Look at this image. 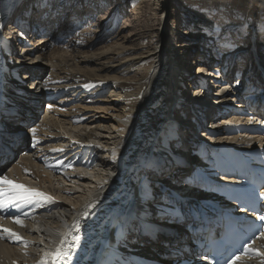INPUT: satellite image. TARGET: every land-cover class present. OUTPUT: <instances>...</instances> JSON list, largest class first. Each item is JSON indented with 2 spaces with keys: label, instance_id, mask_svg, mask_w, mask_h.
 I'll return each instance as SVG.
<instances>
[{
  "label": "bare ground",
  "instance_id": "6f19581e",
  "mask_svg": "<svg viewBox=\"0 0 264 264\" xmlns=\"http://www.w3.org/2000/svg\"><path fill=\"white\" fill-rule=\"evenodd\" d=\"M33 1L0 0V24L3 25L0 28V108L8 104V109H19L14 105L16 100L3 95L17 67L31 73L28 79L33 78L31 85L22 82L25 99L31 104L33 100L29 96L34 94L35 101H40L35 103L40 109L27 107L30 114L26 117L32 124L24 138L11 144V149L2 156L1 159H10L19 153L17 160L0 175L51 196L54 202L41 200L25 206L22 211L28 215L21 216L23 225L14 222L13 216L18 211L0 210V264H39L44 259L51 264L50 254L60 246L61 239L70 230L74 231L76 222L81 225L80 246L68 264H107L110 257L113 264H120L124 259L121 249L134 257L131 260L144 264L146 261L141 259L146 255L140 249H134L138 245L131 246V239L122 237L121 229L113 221L117 217H132L135 213L140 200L139 191L145 184L141 181L146 172L143 162L158 164L160 160L166 161L165 167H151V179L168 184L174 181L176 185L181 184L185 173L198 164V155H192L193 145L188 141H198L191 132L196 130L194 125L198 122L203 127L207 125L198 103L207 102L209 108L204 110L210 116L218 103L230 102L236 93L227 90L225 96L217 99L209 96L207 91L197 96L200 92L196 84L208 74L213 73L210 79L217 77L214 69L210 71L207 67L213 60H218L215 68L221 70L232 61L227 64L226 56L243 57L248 52L250 56L245 57L244 69L241 68L243 74L250 77L259 71L264 72V33L258 31V25L264 26V16L251 9L249 13L256 14L252 15L254 21L251 26L245 22V18L250 16L245 11L250 10L251 0H187L192 2L188 3L186 14H180L176 21L172 19L170 22V0H139L133 9L137 13L142 11L143 4L154 5L158 10L154 13L160 23L152 27L150 35L156 36L152 40H146V36L136 30L124 32V28H119L115 21L109 26L102 24V33L97 32L100 35L86 36V30H83L71 37V51L60 46L51 48L47 38L39 37L38 47L28 48L27 57L18 60L15 58L16 48H7L4 24L16 5L34 9ZM81 1L84 0H77L76 4ZM257 1V7L264 5L263 0ZM68 2L73 4L72 0ZM207 7H212L217 18L213 14L211 21L206 18ZM67 13L64 8L58 14L65 16ZM188 16L196 23L186 22ZM242 17L243 21L236 23V19ZM60 19L57 20L59 26L51 25L52 30L48 34L66 26L67 22L61 23ZM171 31L172 38L169 39ZM245 31L251 32L250 37L244 36ZM185 33L190 36L183 39L181 34ZM97 37L115 40L91 51ZM205 37L206 45L202 43ZM229 43L232 44L231 49L226 50L225 47L224 51L221 50L220 58L212 55V51L220 52V47ZM236 78L230 76L229 82ZM190 90L193 95L189 94ZM250 94H255L251 98L255 100L262 96L259 91ZM195 95L198 98L193 101ZM60 97L63 98L58 100ZM57 100L59 103L54 104ZM45 102H48L47 112L39 119ZM193 102L196 103L191 104ZM210 119L207 127L212 129L215 140H211L213 145L199 144L204 159L208 151L210 159L212 151L215 152L214 146L223 143H231L228 152L231 157H235L237 147L264 151V134L249 132L253 119L237 116L234 112L220 119L222 121ZM13 126L15 130L23 128L21 122ZM32 128L37 129L35 137ZM166 129L171 132L167 141L163 138ZM179 130H182L179 138L182 142L175 141ZM29 132L35 147L26 145ZM16 143L21 144L15 146ZM171 152L186 156L188 163H192L190 167L183 161H177ZM26 174L34 180L26 179ZM68 182L75 183L82 191L73 190ZM180 188L181 192H187L184 186ZM201 192L203 198L209 194L205 186ZM74 193H77L76 197ZM86 212L89 213L87 217L84 215ZM4 228L18 233L22 239L9 238L8 233L2 232ZM134 228L136 226L130 223L123 231ZM67 238L71 239L70 236ZM235 264H264V237L258 238L249 252Z\"/></svg>",
  "mask_w": 264,
  "mask_h": 264
},
{
  "label": "rangeland",
  "instance_id": "374dc122",
  "mask_svg": "<svg viewBox=\"0 0 264 264\" xmlns=\"http://www.w3.org/2000/svg\"><path fill=\"white\" fill-rule=\"evenodd\" d=\"M72 1H73L72 5H74V3H75V6H76L74 8V12L72 11V13H71V11L70 12L68 11L69 13H67L63 17L60 16L61 13L57 14V16L58 15L59 16L58 17L57 16L56 17L53 16V18L51 20L53 22V26L54 25L55 26L56 25L59 26L58 23H57V20H58V18L61 17L60 22L61 23H64V22L66 23L67 22L66 26L62 30L59 29L55 33H51L49 35L43 36V37L48 39V43L50 44L51 48L60 46V47H63L65 50L67 49V50L71 51L72 50L71 48H73V47L70 46V44H71V42H70L71 39L70 38L71 37L77 36L80 33V31H83V30H86V34H85L86 36L87 35L88 36L92 35L91 37H93L94 35L95 36L100 35L102 33L101 31L103 30L102 28L104 26L112 25V24L115 23V21H117V25H118L119 28H124V32H129L131 30H136V32H140V35L143 33L142 36H146V40H152V39L156 38V36L153 37V36L150 35V32L152 31V27H157L159 25V23H160L159 17L154 13L155 11H158L157 9H155L154 5L153 6H151V5L150 6L149 5L148 6H144V4H143L142 11L140 13H137L133 9H135L134 6L138 5V3H139L138 1L139 0H133L132 2H129L130 0H84L83 2L81 1V2H79L77 4H76L77 0H72ZM65 2L68 3V0L67 1L65 0ZM84 2H85V4H84ZM189 2H192V1L170 0L169 1V6H170L169 8H170L171 16H170V20L169 21L172 22V19L173 20L175 19L174 21H176V17L178 18L180 14H182V15L186 14L185 11H186V7H188L187 5H189L188 4ZM255 2L258 3L257 0H251V2H249L250 7H248V9H250V10H247L245 12L249 13V11H252L254 9V11L257 12V15L259 14V15H263L264 16V5L260 6V7H257L256 6L257 4ZM33 3H34V6H35L36 0L33 1ZM262 3H264V0L262 1ZM65 4L61 7V9H60L61 12H62V9H64V8H66L68 10L70 9L69 5H65ZM77 9H79V10H77ZM114 11H117L116 15L114 14ZM204 12H206V11H203V13ZM207 13L208 12H206V14ZM234 14H238V13H233V15ZM211 16H213V15H211ZM206 18H208V16ZM247 18H248V16H247ZM13 19L14 18H12V20ZM237 19H236V23H241L243 21L242 18L241 19L239 18V20H237ZM19 20H20V18H19ZM211 20H212V18H211ZM211 20L209 19V21H211ZM258 20H260V18H258ZM186 22H192L194 24L196 23L195 20H192L190 16H188V19H187ZM11 23H12V21H11ZM102 24H105V25L102 26ZM87 31H88V34H87ZM90 31H91V34H89ZM93 31H95V32H93ZM97 32L100 33V34H97ZM36 34L33 37L32 42H33V46L35 45L36 48H37L38 46L36 44L40 41V39H37V38L42 37V36H39L38 34L37 35ZM86 36L83 37V38L85 39ZM183 36H184L183 39H185V36L189 37L190 34H187V33H185L184 35L181 34V37H183ZM111 38L107 37V39L106 38H104V39L102 38L100 40V38L97 37V40L94 39L95 42H93V44L91 45L92 47L90 48V50L91 51L97 50V48L102 47L104 45H107V44L111 43L112 40H115V39H111ZM170 38H172V31L169 33V39ZM231 45L232 44L229 43L227 46H221L220 47V52H222L221 50L226 49L225 47H227L226 50H230L231 49L230 47H232ZM16 46H17L16 47V54H17V56L18 55L20 56L22 54V48H21L20 41L17 42ZM33 46L31 45V46H29V48H32ZM73 54H75V53H73ZM243 55L245 57L250 56V55H248L246 53H244ZM215 57H218V55L216 54ZM26 72H27V70H24L22 72L23 75H21V78H24V80L26 79L25 80V82L27 83L26 85H31L33 83V78L28 79L30 77L29 75H31V73L28 71L27 75H26ZM194 88H195V91H196V87L195 86H194ZM189 94L193 95V91L190 90ZM199 94H201V92L197 93V96H199ZM209 96H211V94ZM35 97L36 96H34L33 98H35ZM62 98L60 97L58 100H61ZM197 98L198 97H196V95H195V97H193L192 100L194 101ZM58 100L54 101L53 103L54 104L59 103ZM204 102H205V100H204ZM194 103H196V102H193L191 104H194ZM47 104H48V102H45L43 104V106L41 107V110L39 112V114H40L39 115V119H41L42 116L47 112ZM183 114H184V112H183ZM226 116L227 115H223L222 119H225ZM208 120L210 121L211 119H208ZM218 120H220V119H218ZM220 121H222V120H220ZM208 130L209 129H207V131ZM227 135L228 134H223V136H227ZM204 137H205V135H204ZM205 139H206V137H205ZM25 141H26V145L27 146H28V144L33 145L34 140H33L32 136H31L30 132H29V134H27V137H26ZM25 148H26V146L23 147L22 150H24ZM22 150H20L19 152H22ZM18 154L16 155V153H15L14 155L9 157L10 159H6L2 163H0V174H3L5 171H7V169L10 166V163L12 164V162L14 160H17V157L19 156ZM164 163H166V161L160 160V163L151 164V165L155 166V167H165L166 165H163ZM25 178L28 179V180H34V178L32 176L28 175V174L25 175ZM173 183H175V182L173 181ZM68 186H70V188H72L73 190L82 191V189L80 187H77L75 183H69L68 182ZM76 194L77 193H74L73 196L76 197L77 196Z\"/></svg>",
  "mask_w": 264,
  "mask_h": 264
},
{
  "label": "snow or ice",
  "instance_id": "6c2138e0",
  "mask_svg": "<svg viewBox=\"0 0 264 264\" xmlns=\"http://www.w3.org/2000/svg\"><path fill=\"white\" fill-rule=\"evenodd\" d=\"M3 25L0 24V28H2ZM23 35V33H21ZM49 108H52L53 105H48ZM31 132L33 133V137H35V134L37 132L36 128H32ZM171 132L170 130L166 129L164 133V140L167 141L170 138ZM35 147V145H33ZM61 151H63L61 149ZM112 159L115 160V155L112 156ZM148 167H151V164L147 165ZM148 194L147 191L145 193ZM169 197L165 195L163 197L162 202L167 204ZM41 200H47L49 202H54L53 197L48 196L47 194L38 191L36 189L28 188L24 184L21 183H15L12 180H9L7 176L0 175V210L7 208H14L18 210V214H15L13 216L14 222L20 225H23V220L21 219V216H27L28 213L23 212L22 210L27 205H34L37 202ZM174 208L171 207H163L160 209L161 215H171V213L174 211ZM85 217L89 215V213L84 214ZM259 220L264 221V215H261L258 217ZM133 219H139L143 220L142 217H117L113 224L121 229L123 232L124 228L127 227L131 220ZM74 231L70 230L67 235L61 239L60 246L55 249L54 252L50 254L51 256V264H68L69 261L73 259V256L76 252V249L80 246V240H81V225L79 222L74 223L73 225ZM2 232H6L9 234V238H15L16 240H21L22 237L16 232L11 231L10 229L4 228L2 229ZM70 236L71 239L69 240L67 237ZM2 238V237H0ZM251 246L249 245V248ZM247 251V250H246ZM235 260H239V256L235 258ZM235 260L232 261V264H235ZM39 264H49V261L47 259L41 260ZM107 264H112L111 257L107 261ZM120 264H135V261L130 259H123L120 261Z\"/></svg>",
  "mask_w": 264,
  "mask_h": 264
}]
</instances>
